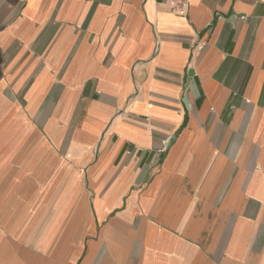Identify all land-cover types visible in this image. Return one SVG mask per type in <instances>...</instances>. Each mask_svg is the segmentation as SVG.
<instances>
[{"label":"crops","instance_id":"obj_1","mask_svg":"<svg viewBox=\"0 0 264 264\" xmlns=\"http://www.w3.org/2000/svg\"><path fill=\"white\" fill-rule=\"evenodd\" d=\"M0 264H264V0H0Z\"/></svg>","mask_w":264,"mask_h":264},{"label":"water","instance_id":"obj_2","mask_svg":"<svg viewBox=\"0 0 264 264\" xmlns=\"http://www.w3.org/2000/svg\"><path fill=\"white\" fill-rule=\"evenodd\" d=\"M190 74L193 75L194 72L191 71ZM192 91H193V94H194V95L198 94V92H199V91H198V86H197V83H196L195 79L193 80Z\"/></svg>","mask_w":264,"mask_h":264}]
</instances>
